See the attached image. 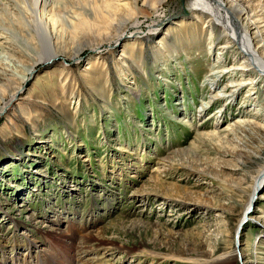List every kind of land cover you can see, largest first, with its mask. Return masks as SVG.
I'll list each match as a JSON object with an SVG mask.
<instances>
[{
  "label": "rangeland",
  "instance_id": "1",
  "mask_svg": "<svg viewBox=\"0 0 264 264\" xmlns=\"http://www.w3.org/2000/svg\"><path fill=\"white\" fill-rule=\"evenodd\" d=\"M181 1L56 0L68 20L54 45L43 31L37 45L21 26V38L0 37L10 55L0 64V264H201L231 250L230 264H264V181L252 190L264 163V79L227 68L216 85V55L236 68L244 55L220 49L226 37L210 43L214 21L182 12ZM249 1L264 10V0ZM160 13L171 16L157 27ZM54 52L9 102L18 76ZM235 119L252 122L260 148L238 132L194 139L227 133ZM183 148H197L202 165L189 169L186 151L168 157ZM121 223L139 231L116 232ZM101 230L118 246L84 239ZM144 237L160 255H137L131 245Z\"/></svg>",
  "mask_w": 264,
  "mask_h": 264
},
{
  "label": "bare ground",
  "instance_id": "2",
  "mask_svg": "<svg viewBox=\"0 0 264 264\" xmlns=\"http://www.w3.org/2000/svg\"><path fill=\"white\" fill-rule=\"evenodd\" d=\"M181 2H183V6L180 8L182 10V12H184L186 14H196L198 17L201 16L202 18H207V20L210 23L212 20L214 21L215 24L214 23H212V24H214L216 26V29H217L216 34L217 35H214L216 38L214 37L210 43H213L215 40H218L220 36H221V38L226 37V39H229V40L226 41L223 45H221L220 49L224 50L226 48H229L230 46H233V47L239 46L238 48H241L240 49L241 53L238 51V52H236V54L240 53L241 56L244 55L242 57L243 62L238 63V66H239L238 68L235 67L237 65V63H234V64L232 63L230 67L226 66L225 62L223 60H221V57H220L221 55L220 54L216 55V60H215L216 64H214L212 66L213 68H212L211 74L209 75V77H211V80L213 82H216V85L220 82L217 79H219L221 73L226 71L227 68L229 70H233V68L235 70L236 69L237 70L238 69L239 70H245V69L250 70V69H252V70L256 71L257 76H259L257 81L258 82H261V80L263 81V79H264V35L262 32L263 31L262 29L264 27V24L262 25V28H261L258 25L259 24L258 20H260V19H262V17H264V10H261V9L258 10L256 7L252 8L249 0H182ZM57 6H58V8H57ZM65 9H66V6H64L62 4V2H60V4L57 3L56 0H0V32H2V33H0V37L4 36V38L8 39L12 35L13 38H18V39L21 38V36L24 35V34H21L20 31H18L19 27L21 26L22 29L23 28L25 30L27 29L28 36H32L31 39L36 40L37 45H41V43L43 42L41 34H40L42 31L45 32V34L49 36V38H43L44 41L46 42V40H47L48 42L53 43V45H54V42L51 38L52 32L57 30L58 24H62V21L68 20L65 18V16L68 13L66 15L62 14L63 13L62 11ZM79 15L80 14H78L77 16H79ZM72 16L76 17L75 13ZM159 16H161L160 19H155V21H154V23L157 25V27H159L161 25V23L163 22L162 20L164 18L170 17L171 14H169L167 16L165 15L163 17V15H161V13H160ZM131 28L134 30L132 32V34L134 36H137L139 33L142 32V30L139 26V23L132 25ZM126 36H124V37H126ZM120 37L121 38L123 37L122 33L120 36H117V38H115V40L113 42L116 43L117 40L120 39ZM2 47H3V45L0 42V48H2ZM97 48H98V46H96V47L94 46V47L87 48V50L89 49L91 52H93ZM0 53H1V51H0ZM81 53L82 54L85 53L84 49H79L76 52H74V54L71 58V61L77 62L81 57L80 56ZM6 55L7 56H4V54L3 55L0 54V64L6 63L5 57L8 58L10 56L9 53L8 54L6 53ZM56 56H57V53L54 52V53H50L48 56H46L44 58L40 57V59L39 58L34 59L33 64L30 67H28L26 73L18 76L19 77L18 78L19 84L15 89H13L14 91L10 97L11 99L9 102H11L13 99L16 98L17 95H19L21 93L22 86L27 81V78L29 77L30 74H32V72L34 71V68L38 64H40V63L47 64L48 61L52 62V61H54V57H56ZM1 70L6 75H10L13 77V75L11 73L7 72L9 70L5 69V67H1ZM12 70H13V68H12ZM254 81L255 80H252L251 82H246V83H249L248 85H250L251 83L254 84ZM226 89L227 88L222 87L221 92L226 93ZM233 91H235V90H233V89L230 90V92H233ZM218 92H216L214 95L212 94L213 96H211V97L214 98L215 100L217 97H221V94H219ZM226 95H227V100H228V97H232L234 94L233 93L232 94L226 93ZM208 102H209V100H208ZM207 104H208L207 102H204V104H202L200 108H203L205 106L207 107ZM221 110H223V109H221V107H220V109H218V111H215L214 113L211 114L212 116H210V117L217 116L213 122H216L217 118L221 117V114H219L221 112ZM198 111H200V109H198ZM216 123H218V121ZM224 129L227 131V133L221 134V133L216 132V131H212L209 133H201V132L197 131L194 139L195 140L201 139L204 136H208V137L209 136H217V137L220 136L224 140H228L229 134H236V132H238L243 137L248 136L249 139L252 140V142H254V143L257 142L258 148L261 147V145H259V143H260L259 137L260 136L259 137L256 136V134L258 132L253 128V124L249 120L235 119L233 121V123H231V122H230V124L228 123V125L226 127H224ZM253 130H255V131H253ZM262 130L264 131V128ZM255 132H257V133H255ZM220 137H218V138H220ZM195 140H194V142H195ZM231 140H233V138ZM194 142H191V148H193L192 146H193ZM186 150L187 149H184V148L182 150L181 149L172 150L169 153L170 156H168V155L167 156L171 159H179L180 156L183 155L185 153L184 151H186ZM198 151H197V148L190 149L189 151H186V153L187 152L188 153L185 154V158H186V160H189L188 162H189V165L191 167V168L189 167V169H192V168L195 169L196 165H198V164L202 165V162L204 160L201 161L202 157H201V159L199 158ZM252 152H255V151H252ZM241 155L242 154H240V152H239L237 156L241 159ZM247 156H248V158H250L249 155H247ZM206 167H209V166H206ZM187 175H189V172L187 173ZM253 179L254 180H253L252 190L255 189V187L259 186V184L264 181V163H262V165L259 166V169L257 171V175ZM253 192L254 191H252L250 196L253 194ZM248 203H250V197H249ZM248 206L249 205H246V210H247ZM137 224H139V223H137ZM127 227H128V225L121 223L120 228H117L115 230H116V232L118 230H120V231L124 230L123 232H127ZM128 230L131 233L127 232V235L132 234L133 230L139 231L136 227V224H134L133 226H129ZM104 233H105L104 230H101L100 232L96 231L94 233L88 234L84 239L90 240L95 245L102 244L105 246H109L112 249L115 248V246L117 247L118 246L117 245V242H118L117 238L112 237V236L106 237L103 235ZM120 235H122V234H120ZM141 235L142 234H140V236ZM140 238H142V237H140ZM151 241L146 240V238L145 239H138L136 244L135 245L132 244L131 246H132V248L135 249V251L137 252V255H139V256L153 255L155 257L157 255H160L161 253L159 252L158 248H156V243H154V241L153 242H151ZM70 247L71 246H69L67 248L68 251L64 252L66 258L69 256V251H72V249ZM234 258H235V252L233 250H231V251L227 252L226 254H220V255L214 256V258H212V259H207V258L203 259L201 257H198L197 259L201 264H214L218 261H224V262L230 264ZM46 259L49 261L48 258H46ZM47 260H42L41 264H51ZM54 261L60 262V260H57V259H54Z\"/></svg>",
  "mask_w": 264,
  "mask_h": 264
}]
</instances>
